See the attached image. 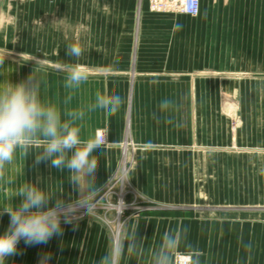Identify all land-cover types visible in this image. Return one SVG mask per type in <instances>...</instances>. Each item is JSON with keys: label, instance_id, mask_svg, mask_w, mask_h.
I'll use <instances>...</instances> for the list:
<instances>
[{"label": "crops", "instance_id": "obj_1", "mask_svg": "<svg viewBox=\"0 0 264 264\" xmlns=\"http://www.w3.org/2000/svg\"><path fill=\"white\" fill-rule=\"evenodd\" d=\"M78 1L56 2L55 8L122 10L146 6L142 3L139 7L137 0H81L84 5H78ZM196 17L195 30L189 18L155 17L145 12L134 37H103L100 45H94L97 40L93 38L87 39L91 44H86L79 61L66 51H56L51 59L45 57L52 65L43 68L49 82L47 90L55 91V96L43 97L48 101L56 102L67 94L62 87L63 69L74 62L87 66L91 75L68 107L93 102L97 92L118 94L124 100L115 115L108 116L102 110L88 113L82 132L86 138L89 133L102 131L110 141L107 162L103 150L95 153L99 156L98 185L107 181L130 149L134 155L129 182L141 201L137 211L126 213L123 222L127 232L135 228L137 238H145V253L142 258L125 255L121 264H150L151 253L161 243L163 233L180 227L189 230L187 242L203 253L201 264H264V177L256 182L254 177L238 182L240 187L245 184V190L240 191L236 184L232 187L236 179H230V188L222 187L220 195L216 193L218 188H213L204 202L200 196L198 205H194L188 189L176 192L171 178H153L145 172L190 169L189 91L193 81L198 89L214 91L209 104H224L225 99L217 95L229 91L232 96L226 100L231 104L251 107L235 131L227 135L224 125L213 124L208 134L204 125L199 126L198 154L203 155L199 167L264 170V0H199ZM176 24L182 28L177 29ZM60 41L76 43L79 39ZM33 69L23 70L21 81ZM152 80L158 83H150ZM166 98L177 102L178 108L162 114L157 106ZM154 112L159 122L153 119ZM165 115L172 123L166 122ZM34 155L30 153L18 182L38 181L46 192H64L66 201L69 194L77 195L68 183L66 169L61 172L50 167V162L33 168ZM152 155L159 160L152 161ZM179 155L181 162L175 161ZM214 180L211 185L216 187ZM219 180L224 186V180ZM181 181L183 185V177ZM11 202L18 205L20 198ZM103 223L88 216L75 230L62 224L63 235L54 236L47 245L27 246L21 240L18 250L22 254L9 258L7 264H38L45 252L52 253L50 264H99L108 252L113 229L118 227ZM8 224L7 214L0 217V234ZM248 243L252 244L250 254L244 247ZM183 251L182 246L177 255H183Z\"/></svg>", "mask_w": 264, "mask_h": 264}, {"label": "clouds", "instance_id": "obj_2", "mask_svg": "<svg viewBox=\"0 0 264 264\" xmlns=\"http://www.w3.org/2000/svg\"><path fill=\"white\" fill-rule=\"evenodd\" d=\"M174 27L179 29L182 25ZM84 51L78 43H72L67 46L66 55L79 61ZM63 70L62 87L67 94L63 98L58 97L56 102L43 98L49 87L43 68L35 67L19 83L0 82V194H3L0 217L5 214L9 217L8 227L0 234V264H7L9 258L22 254L18 250L21 240L27 246L47 245L54 236L63 235L62 224L72 225L75 230L85 216L93 219L95 212L105 208L106 198L109 195L113 197L114 190L123 191L131 180L125 169L120 174L111 172L107 181L98 185L99 156L95 153L103 150L107 162L110 141L98 131L89 133L86 138L82 136L88 113L102 110L108 116L115 115L124 100L118 94L97 92L93 102L70 108L68 105L75 93L89 81L91 74L87 66L78 62L64 65ZM157 107L160 113L167 114L178 108V104L166 98ZM165 118L167 123H172L167 115ZM153 119L159 122L155 112ZM32 152H35L33 168L42 162H50V167L61 172L66 169L68 183L77 195L69 194L66 201L64 192H46L38 181L18 182ZM16 197L20 198V203L13 205L11 201ZM112 203L120 209L116 217L118 227L108 252L101 257L99 264H121L125 255L142 258L145 253L142 241L145 238L138 239L135 228L131 233L127 232L124 228L126 222L119 221L127 207L125 201L113 202L112 199ZM188 231L180 227L164 232L161 243L151 253L150 264H177L176 257L182 246L183 264H201L203 253L187 242ZM244 247L250 254L252 244ZM51 258V252L42 253L38 264H50Z\"/></svg>", "mask_w": 264, "mask_h": 264}, {"label": "rangeland", "instance_id": "obj_3", "mask_svg": "<svg viewBox=\"0 0 264 264\" xmlns=\"http://www.w3.org/2000/svg\"><path fill=\"white\" fill-rule=\"evenodd\" d=\"M61 1L64 0H0V61H3V64H0V82L19 83L23 70H31L34 67L38 69L52 68L46 58L53 57V53L56 51H66L67 46L72 44L67 41H60L61 39L77 37L79 41L76 43L85 49L87 43L91 44V42L86 41L90 38L97 40L93 42L94 45H100L103 43V37H134L139 19L143 17L145 12L155 17L189 18L194 29L197 28V17L172 9H152L149 0H137L139 7L142 3L146 5L144 9L122 10L55 8V3ZM80 1H78V5H84ZM170 2L171 0L163 1V5ZM36 61L38 62L37 65ZM224 93L221 96L217 95V97L225 99L224 104L212 105L208 102L214 100V91L198 89L197 83L191 82L189 91L190 169L188 171L181 169L145 171L153 178H171L174 181L173 189L176 192L181 193V188L188 189L191 203L194 205H198L200 196L204 202L203 199L205 197L207 199L211 195L213 188H218L217 195H220L222 187L230 188V179H236L232 187L236 184V188L240 191L244 189L245 184L240 187V185L237 186L238 182L245 183L247 177H254V182H256L257 178L264 177V170H209L199 167L201 165L199 163L203 162V155L198 154L199 126L204 125L208 134L212 130L210 126L213 124L217 127L224 125L223 132L225 131V135H227L228 131H235L240 125L242 115H245L246 110L251 108L238 106L235 103L234 105L231 104L226 99L232 95L229 91ZM46 96H55V91L47 90ZM199 102L202 103L199 104ZM204 102L206 103L203 104ZM223 120L225 122L222 124ZM98 132L104 135L102 131ZM131 150L121 158L120 164L115 170L117 174L127 169L130 177L133 172L131 166L134 155ZM151 160H155L154 155L151 156ZM175 161L181 162V155L175 157ZM182 177L184 178L183 185L181 184ZM215 178L216 185H218L216 187L211 185ZM219 179L224 180V186L220 185L221 180ZM253 189H257V186H254ZM112 199L113 202L123 199L127 205L123 214L119 216V221L123 222L126 213L137 211L141 196L135 187L128 182L123 191L114 190L113 197L109 195L106 198L105 208L95 212L94 217L100 222L103 221L105 225L111 224L113 227L118 225L116 217L120 209L113 205ZM87 217L85 216L80 221ZM116 230L117 228L113 229L111 238H113Z\"/></svg>", "mask_w": 264, "mask_h": 264}, {"label": "built area", "instance_id": "obj_4", "mask_svg": "<svg viewBox=\"0 0 264 264\" xmlns=\"http://www.w3.org/2000/svg\"><path fill=\"white\" fill-rule=\"evenodd\" d=\"M163 1L165 2L166 0H149V3L152 9H172L192 17L198 15L199 0H171L167 5H163ZM176 260L177 264H183L184 256L177 255Z\"/></svg>", "mask_w": 264, "mask_h": 264}]
</instances>
